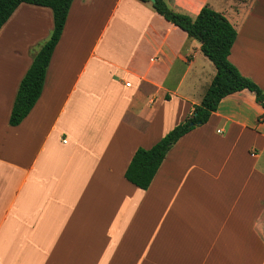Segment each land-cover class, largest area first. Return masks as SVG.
<instances>
[{
    "label": "crops",
    "instance_id": "0c3cea01",
    "mask_svg": "<svg viewBox=\"0 0 264 264\" xmlns=\"http://www.w3.org/2000/svg\"><path fill=\"white\" fill-rule=\"evenodd\" d=\"M165 1L191 17L221 12L236 30L228 59L264 91V0ZM52 28L51 9L29 3L0 28V264H264L254 93L223 97L141 189L124 177L135 150L191 113L214 64L150 2L72 0L41 94L10 125Z\"/></svg>",
    "mask_w": 264,
    "mask_h": 264
},
{
    "label": "trees",
    "instance_id": "16d2710c",
    "mask_svg": "<svg viewBox=\"0 0 264 264\" xmlns=\"http://www.w3.org/2000/svg\"><path fill=\"white\" fill-rule=\"evenodd\" d=\"M140 1L150 2L158 14L184 30L189 37L198 40L202 53L216 69L200 103L193 106L191 113L151 147H138L135 150L124 177L137 187L147 189L172 145L194 127L206 123L223 97L248 89L254 93L256 101L264 110V91L251 78L242 75L228 59L236 38V30L221 12L205 4L195 17H191L174 11L165 0ZM20 3L49 7L53 15V28L49 37L33 55L30 66L19 82L9 115L10 125L19 124L41 94L46 69L62 33L72 0H0V28Z\"/></svg>",
    "mask_w": 264,
    "mask_h": 264
},
{
    "label": "built area",
    "instance_id": "2783aa9c",
    "mask_svg": "<svg viewBox=\"0 0 264 264\" xmlns=\"http://www.w3.org/2000/svg\"><path fill=\"white\" fill-rule=\"evenodd\" d=\"M125 85H126V86H129V85H130V82L126 81V82H125Z\"/></svg>",
    "mask_w": 264,
    "mask_h": 264
},
{
    "label": "water",
    "instance_id": "95a60500",
    "mask_svg": "<svg viewBox=\"0 0 264 264\" xmlns=\"http://www.w3.org/2000/svg\"><path fill=\"white\" fill-rule=\"evenodd\" d=\"M190 124H192V123H190Z\"/></svg>",
    "mask_w": 264,
    "mask_h": 264
}]
</instances>
